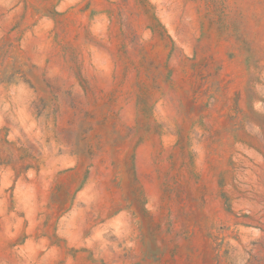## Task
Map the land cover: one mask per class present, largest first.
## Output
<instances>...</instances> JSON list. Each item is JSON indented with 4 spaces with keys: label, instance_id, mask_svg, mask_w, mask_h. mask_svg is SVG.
Returning a JSON list of instances; mask_svg holds the SVG:
<instances>
[{
    "label": "rangeland",
    "instance_id": "rangeland-1",
    "mask_svg": "<svg viewBox=\"0 0 264 264\" xmlns=\"http://www.w3.org/2000/svg\"><path fill=\"white\" fill-rule=\"evenodd\" d=\"M0 264H264V0H0Z\"/></svg>",
    "mask_w": 264,
    "mask_h": 264
}]
</instances>
